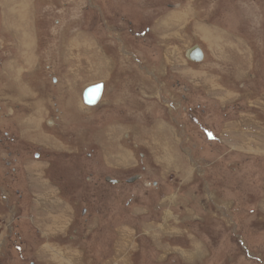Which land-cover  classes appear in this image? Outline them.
<instances>
[{
    "label": "rangeland",
    "instance_id": "obj_1",
    "mask_svg": "<svg viewBox=\"0 0 264 264\" xmlns=\"http://www.w3.org/2000/svg\"><path fill=\"white\" fill-rule=\"evenodd\" d=\"M224 1L222 17L228 30L242 34L254 57H264V0H202L194 10L208 22L212 12L219 14ZM176 4L169 0H0V264H54L56 246L51 245H72L92 233L112 249L119 224L127 225L126 219L133 223L125 226L129 233L146 239L142 243L147 255L135 253L132 264H264V79L257 82L258 94L251 90L254 97L242 96L220 106L201 92L186 91L180 77L169 80L162 67L165 99L179 105L176 111L154 97L131 95L129 114L108 112L106 119L99 110L107 112L109 107L101 103L96 108L97 130L76 129L79 124L73 119L58 122L54 113L64 94L56 82L63 72L57 59L69 38L82 32L96 40L100 58H113L115 74L140 73L123 51L143 58L141 52L146 59L142 64L152 68L150 60L158 70L160 51L148 29ZM194 44L199 42L189 39L187 47ZM182 52L179 57L184 61ZM17 88L23 94L33 89L50 95V113L42 125L45 141L40 135H35L38 142L25 139L22 120L27 99L18 97L22 92ZM85 89L76 91L79 96L81 90V102ZM250 99L261 106L249 104ZM91 115L95 112L86 116L87 121ZM103 120L129 124L131 129L120 131L117 140L129 148L136 163L133 170H112L94 157L86 158L99 152L91 138L107 133L101 129ZM136 134L145 140L156 138L157 143L162 137L165 145L158 143L156 150L171 161L163 162V168L156 166L147 157V147L134 139ZM60 143L78 151L65 156L56 147ZM41 179L76 204L74 225L63 239L48 243L31 195L40 191ZM107 211H120V220L110 221ZM150 224L163 232L158 251L145 238ZM184 253L181 260L179 255ZM160 254L162 261L157 259ZM107 256L96 264H108Z\"/></svg>",
    "mask_w": 264,
    "mask_h": 264
},
{
    "label": "crops",
    "instance_id": "obj_2",
    "mask_svg": "<svg viewBox=\"0 0 264 264\" xmlns=\"http://www.w3.org/2000/svg\"><path fill=\"white\" fill-rule=\"evenodd\" d=\"M169 1L178 2V4L171 6L166 13L160 16V20L156 21L150 30L148 29L150 34H153L155 38L153 43L156 46L155 49L157 48L160 51L158 70L157 68H153L156 64H153L150 60L148 63L152 68H147L142 64L141 61L146 59L145 55L141 52L140 54L143 55L144 60L143 58L136 57L134 52L126 53L123 51L124 57H129L135 62L140 69V73L137 75L130 73L115 74L113 58L107 56L100 58L101 54L99 52L101 47H99L96 40L92 41L88 35L79 32L75 33L71 39L69 38L65 42L64 50L60 51L57 59L58 65L63 68V72L58 74L56 82L61 84L64 90V94L61 95L63 98H58V106L56 105V108H54L58 122L69 123V120L73 119V123L79 124L75 127L76 129L97 130V113L105 114L106 119L109 118L107 115L111 114H129L128 107H130V103H128L127 99H130L131 95L137 99L141 98L140 96L154 97V99L159 100L161 105H165L168 109L176 111L179 105L170 99H165V95L168 94L165 87L166 83L162 79V67L164 72L169 73V80L172 77H180L186 87V91L190 93L195 91L201 92L206 97L216 99L220 106L231 104L237 98H242V96L246 99V97H254L253 95L258 94L257 82L264 79V57H258V59L254 57L249 42L243 38L242 34L239 31L235 33L228 30L227 21L222 17V12L227 7L225 1L219 5V14L215 15V11L212 12L210 20L208 19V22L206 21L207 19L205 20L206 23L203 22L201 16L194 10L195 3L202 0ZM221 7L223 8L221 9ZM234 8L230 7L228 9ZM214 20L217 23H214ZM192 38H195L199 42L196 45L200 47L203 53V62L200 64L189 63L184 58L183 61L179 57L181 51L184 54L187 49L193 46L187 47L189 39ZM112 39L119 44L121 43L117 38ZM98 83L103 84L100 101L94 107L85 106L81 102V90ZM79 88L81 90L79 96H77L76 91ZM17 89H20L19 92H22L21 88ZM245 90L248 93L245 94L243 92ZM251 90L255 94H252ZM21 94L18 97L27 99V103L24 104L28 108L27 112L25 111L26 116L22 120V131L25 133V139H28L27 141L30 143H34V140H37L35 139V135H40L38 136L40 137L39 139L45 141L47 136L43 133L42 125L45 117L50 113V95L43 93V91L37 92L33 89H28L25 94L23 92ZM76 98H79L78 102ZM251 99L248 101L249 104L259 107L261 105L264 106L263 103L259 105L257 104L258 101L253 102ZM101 103L107 108L109 107L110 110L106 112V110L101 109L98 112L96 108L102 106L100 105ZM94 112L95 115H91V119L87 121L86 116L89 113L94 114ZM122 121H104L105 123L101 126V129L107 131V133L103 136L101 135V137L95 135V137L91 138L92 143L99 146V152L95 155L94 153L92 155L86 154V158L92 159L94 157L95 160L102 162L103 165L112 170H133L136 167L129 148L126 149L124 146H120L117 140L120 131L131 129L129 124L127 125ZM133 137L134 139L138 138L139 144L147 147V157L156 166L163 168V162L171 161V157L167 154L168 157L162 159V154H159L160 152L156 150L158 143L162 142V137L158 143L155 142L156 138L155 140H145L144 136L142 138L138 134L136 136L133 135ZM48 140L50 139L48 138ZM48 140L46 143H49ZM146 141L148 143L145 145ZM161 144L164 147L165 142ZM69 145L60 143V146L56 147L60 151L65 152V156H71L78 150L75 151V149L67 148L66 146ZM167 145L168 143H166ZM33 171L31 167L28 169L31 177L33 176ZM35 176L37 179L39 178L37 175ZM41 181L43 186L39 189L40 191L36 195L31 191V195L33 196L31 197L36 214L41 216L42 237L48 243V241L63 239L74 225L76 204L64 198L59 190L50 183H47L43 179ZM109 210H112L111 207ZM115 213L117 214L116 217ZM119 213L120 211H107L105 212V217L111 215V217L107 218L110 221L112 219L115 223V220H120L121 218ZM112 215H114L115 219ZM126 220L127 222L124 223L127 225L122 226L121 223L119 224L120 228L116 231L117 239L112 249H108L104 240L93 233L80 237V243L51 245L56 246L53 249V253H56L54 255V264H96L102 256L107 255V258L109 257L108 259L110 260L108 264H132L131 258L135 256V253H139V255L141 254L140 257H143V253H145L143 247H146V245L142 241L146 239L129 233V229L125 226L131 227L133 223L130 219ZM156 230L157 228L155 229L153 224H150L144 233L147 236L145 238L150 243L152 242L151 246L158 251L162 246L161 236H163V232L159 233ZM105 232H109V230ZM109 236L111 237V235ZM47 248L51 251L50 246ZM43 252L47 256L45 254L47 251L43 250ZM173 253L175 256H178L177 249H173ZM145 255L147 254L145 253ZM183 255L185 253L179 255L181 260L184 258ZM45 256L43 259H46ZM162 257L163 255L160 254L157 259L162 261Z\"/></svg>",
    "mask_w": 264,
    "mask_h": 264
},
{
    "label": "water",
    "instance_id": "obj_3",
    "mask_svg": "<svg viewBox=\"0 0 264 264\" xmlns=\"http://www.w3.org/2000/svg\"><path fill=\"white\" fill-rule=\"evenodd\" d=\"M183 57L186 61L193 64H200L203 62V53L198 45H193L191 48L187 49L184 52ZM102 92V83L87 87L82 93V103L87 107L96 106L101 99ZM135 179L136 178H132L130 181H133ZM106 181L109 183H117V181H113L109 178H107Z\"/></svg>",
    "mask_w": 264,
    "mask_h": 264
},
{
    "label": "bare ground",
    "instance_id": "obj_4",
    "mask_svg": "<svg viewBox=\"0 0 264 264\" xmlns=\"http://www.w3.org/2000/svg\"><path fill=\"white\" fill-rule=\"evenodd\" d=\"M27 22V21H26ZM24 46V45H23ZM100 68V67H99ZM98 74V73H97ZM80 96H81V94H80ZM29 116V115H28ZM27 137V136H26ZM56 254V253H55ZM71 262V261H70Z\"/></svg>",
    "mask_w": 264,
    "mask_h": 264
},
{
    "label": "flooded vegetation",
    "instance_id": "obj_5",
    "mask_svg": "<svg viewBox=\"0 0 264 264\" xmlns=\"http://www.w3.org/2000/svg\"><path fill=\"white\" fill-rule=\"evenodd\" d=\"M0 135L2 136V132L0 133Z\"/></svg>",
    "mask_w": 264,
    "mask_h": 264
}]
</instances>
